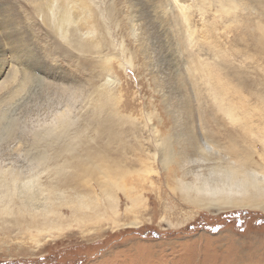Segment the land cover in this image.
<instances>
[{"label":"rangeland","instance_id":"1","mask_svg":"<svg viewBox=\"0 0 264 264\" xmlns=\"http://www.w3.org/2000/svg\"><path fill=\"white\" fill-rule=\"evenodd\" d=\"M15 1L0 26V209L32 186L59 218L0 215V264H264L262 208L200 209L176 186L214 188L242 161L264 177V0ZM6 36L42 68L10 99L33 55ZM82 58L103 68L87 84ZM109 193L115 220H73Z\"/></svg>","mask_w":264,"mask_h":264},{"label":"bare ground","instance_id":"2","mask_svg":"<svg viewBox=\"0 0 264 264\" xmlns=\"http://www.w3.org/2000/svg\"><path fill=\"white\" fill-rule=\"evenodd\" d=\"M12 1H15V0H0V7H1L0 26L3 28H6V26H7L8 16H9L10 12L15 10V6H13V7L11 6ZM64 1H67V0H64ZM68 2H69V0H68ZM14 4H16V3H14ZM2 8H3V10H2ZM43 9H44V7L42 5V7H40L39 10L43 11ZM70 17H71L70 13L66 11L63 18H62V22L67 21L68 19H70ZM6 38H12L15 42L12 46L8 47V49L10 51L17 53V55L20 57L29 56V53L33 55V59H28V63H26L27 68H25L23 70L21 82L17 86L11 88L9 90L8 94L5 96L6 98L10 99L14 95H17L19 92H21L31 79H33L34 77H36L38 79L40 77V74H41V72H39V71H41L42 68L40 66H38L39 65L38 60H37V62L34 63V60L37 59L36 53L33 52L34 50L29 48L24 42H22L20 40V39H23L22 37H19L20 38L19 39L15 36H12V37L6 36ZM3 52H5L4 49L0 50V60L3 58ZM24 61H26V59H24ZM34 66H35V70H34ZM44 72H45V70H44ZM37 73H38V75H37ZM63 118H62V120H63V122H65L66 117L64 119ZM48 135H49V132H48ZM53 135H54V132H52V136ZM162 146L164 149L163 159L166 161L172 159L173 158V152L171 151V147H172L171 141L165 139L163 141ZM237 159L238 158L236 157V160ZM245 160H247V159H245ZM233 161H235V159ZM238 162H240V160H238ZM84 164H86V163L84 162ZM84 164L80 165V167H81L80 169H86ZM248 164H247V161L246 162L242 161L240 163L227 166L228 169L226 170L227 173L225 175L226 179H225V177L220 178V179L217 178L218 180L216 179V181L218 183L217 182L216 183L218 185L214 188L207 187L208 185L206 186V184H205L206 182L203 183L204 181L202 182L203 184L198 185L199 183L198 184L189 183V182L185 181L184 179L179 178L178 179L179 183H178V185L176 184L177 190L179 189L178 192H181L180 195H182L181 198L184 201H186L187 203H190L194 206L196 205V207H198L200 209L201 208L202 209H208V210H210V209L214 210L215 209V210H219V212H220V211H223L225 209L233 208V207H252L253 208V207L257 206V207H260L264 210V177H263V175L261 176V174L259 172L257 173V172L252 171V169L251 170L248 169L249 168ZM227 167H225V169ZM229 167H231V168H229ZM221 169H219V170H221ZM216 183L214 182V185ZM209 185H211V184H209ZM211 186H213V185H211ZM20 187L22 188L20 193L23 194V196L22 197L19 196V198H18V195H17V197H15L16 192H14V191H11L10 194H8V195L6 194L7 197L9 196V200L7 199V203L4 202L5 200L3 201L5 204H4V207L2 209H0V215L9 216L10 214L13 213L12 209H10V208L17 205L18 206L17 210L19 211L17 215H27L26 217H24L21 220L25 221L26 224L28 223V225L26 226L28 228L31 226H37L36 222L40 221V219H43L46 222L49 221L50 215H52V216L55 215V216H57L56 218H59L58 213L51 212L50 211L51 209H49L50 205L48 203L54 202V200L52 199L53 198L52 195L46 194L42 189H34V188H32V186H20ZM8 190H10V189H8ZM47 190L49 191V189H47ZM2 194H3V192H2ZM109 194H108V199H107L106 204H105L107 206H104L100 202L95 203L96 201L94 202V204L90 203L91 204L90 205V204L84 203L83 200H79L78 205L77 204L72 205L71 206V208H72L71 212H73L74 215H77L79 213L80 206L83 207V209L90 211V213H85L82 211L81 216H77L76 219H73V220H75L76 222L81 221V223H82L81 226L85 227V225H87L88 223H83V220H85L84 217L91 218L93 216V212H95V214L99 213L100 215H102V214L106 213V211H109L110 217H112V219H114V217H116V216H119V209H117V207H118L117 194L116 193L115 194L111 193L110 195ZM58 196L60 197V195H58ZM5 197L6 196H4V198ZM127 198H128V196H127ZM0 199H2V197ZM97 200L99 201V199H97ZM132 200H133V203L135 205H137L136 200L131 199V201ZM35 206L36 207L37 206L44 207L43 212H39V213L35 212L33 210V208ZM4 212H7L8 214H6ZM16 212L17 211L15 210L14 214H16ZM128 213H130L129 210H128ZM31 222H32V224H31ZM58 226H60V225H58ZM45 228L46 227H44V229ZM27 231H30V229H27ZM39 236H40V234H39Z\"/></svg>","mask_w":264,"mask_h":264},{"label":"snow or ice","instance_id":"3","mask_svg":"<svg viewBox=\"0 0 264 264\" xmlns=\"http://www.w3.org/2000/svg\"><path fill=\"white\" fill-rule=\"evenodd\" d=\"M75 70L78 74V80L81 84L89 83L91 77L99 75L103 68L101 63L96 59L82 58L75 66ZM43 86V82L37 80L34 84V87ZM202 141V138H201ZM206 147L210 149V146H207L206 141H202ZM189 147L199 150L200 145L196 142V137L192 136L189 140Z\"/></svg>","mask_w":264,"mask_h":264}]
</instances>
